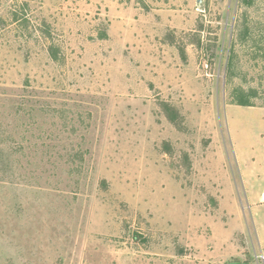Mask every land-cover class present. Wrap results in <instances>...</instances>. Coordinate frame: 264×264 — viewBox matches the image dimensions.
<instances>
[{"label": "rangeland", "instance_id": "1", "mask_svg": "<svg viewBox=\"0 0 264 264\" xmlns=\"http://www.w3.org/2000/svg\"><path fill=\"white\" fill-rule=\"evenodd\" d=\"M253 1L0 0V264H264Z\"/></svg>", "mask_w": 264, "mask_h": 264}, {"label": "trees", "instance_id": "2", "mask_svg": "<svg viewBox=\"0 0 264 264\" xmlns=\"http://www.w3.org/2000/svg\"><path fill=\"white\" fill-rule=\"evenodd\" d=\"M253 2H254L253 0H240V5L242 7H251ZM248 92L249 93H245L244 90L239 88L234 89V91L232 92V104L242 107H255V103L251 100V98L256 95V92L255 90H250Z\"/></svg>", "mask_w": 264, "mask_h": 264}, {"label": "water", "instance_id": "3", "mask_svg": "<svg viewBox=\"0 0 264 264\" xmlns=\"http://www.w3.org/2000/svg\"><path fill=\"white\" fill-rule=\"evenodd\" d=\"M229 264H248V263H240V262H231Z\"/></svg>", "mask_w": 264, "mask_h": 264}]
</instances>
